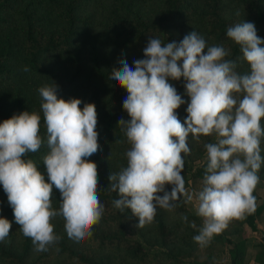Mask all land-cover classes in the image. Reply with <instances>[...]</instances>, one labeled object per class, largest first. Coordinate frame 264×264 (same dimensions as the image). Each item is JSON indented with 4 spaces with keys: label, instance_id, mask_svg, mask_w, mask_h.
<instances>
[{
    "label": "clouds",
    "instance_id": "9594fccd",
    "mask_svg": "<svg viewBox=\"0 0 264 264\" xmlns=\"http://www.w3.org/2000/svg\"><path fill=\"white\" fill-rule=\"evenodd\" d=\"M227 37L239 46L248 71H237V62L226 59L230 49L209 46L192 31L178 43L150 38L145 58L134 61V69L123 59L109 77L127 90L123 108L130 117L118 121L130 148L127 165L109 175L108 188L119 195L112 206L121 214L130 210L138 218L136 227L143 229L155 222L158 209L172 212L178 201L191 204L202 220L193 237L201 249L234 221L255 214L254 192L264 165V39L247 21L228 27ZM170 80L184 81L190 102ZM38 92L49 149L43 165L50 183L25 159L41 149L44 139L41 114L24 111L0 123V185L20 231L36 251L46 252L61 239L50 221L62 217L67 237L79 244L92 237L105 205L99 199L97 165L89 159L99 149L95 105L81 108V99L58 98L54 81ZM185 103L182 123L177 110ZM202 137L213 142L204 143L208 162L202 187L193 192L182 173L185 157L191 155L189 139L199 144ZM166 185H172L170 192ZM53 187L61 194L58 209L53 207ZM182 219L187 222V216ZM11 228L9 220L0 218V243Z\"/></svg>",
    "mask_w": 264,
    "mask_h": 264
},
{
    "label": "trees",
    "instance_id": "16d2710c",
    "mask_svg": "<svg viewBox=\"0 0 264 264\" xmlns=\"http://www.w3.org/2000/svg\"><path fill=\"white\" fill-rule=\"evenodd\" d=\"M243 21L254 23L258 36L264 39V0H0V123L24 111L41 114L44 143L25 159H31L50 183L43 165L49 149L38 89L54 81L58 98L81 99V108L84 103L94 104L99 149L89 159L97 165L99 199L105 205L92 237L79 244L67 237L62 217L50 221L61 239L48 251L39 252L15 223L0 185V218L12 224L9 237L0 243V264H182L183 257H192L199 248L193 237L202 220L182 201L172 212L158 209L155 222L143 229L136 227L138 218L130 210L121 214L112 206L119 195L108 188L109 175L127 165L125 153L130 148L118 121L130 117L123 108L127 90L109 77L113 68L122 67L119 61L123 59L134 69V61L145 58L143 49L150 38L178 43L192 31L202 35L209 46L230 49L226 59L237 62V71L246 72L249 66L242 60L239 46L227 37V28ZM25 67L29 71H23ZM170 83L190 102L180 81ZM186 108L187 103L177 110L182 123ZM201 140L198 144L189 139L191 155L185 157L182 173L186 188L193 180H203L208 162L204 143L213 142V138ZM261 147L264 156V141ZM259 175L264 180V165ZM171 188L166 185L167 191ZM258 188L259 184L254 192L258 203L255 214L231 223L206 247L222 240L231 245L226 264H245L247 241L239 237L244 225L258 231L257 220L264 214ZM53 199V207L58 209L61 194L55 187ZM183 216H187V222ZM193 222L196 228L191 227ZM254 260L264 264V246Z\"/></svg>",
    "mask_w": 264,
    "mask_h": 264
},
{
    "label": "rangeland",
    "instance_id": "374dc122",
    "mask_svg": "<svg viewBox=\"0 0 264 264\" xmlns=\"http://www.w3.org/2000/svg\"><path fill=\"white\" fill-rule=\"evenodd\" d=\"M181 38L183 37H180V41ZM172 41H174V39L170 40L169 42ZM180 84L182 85L183 92L185 93L184 81L181 80ZM198 164L200 165L201 161L198 162ZM201 187H202L201 181L193 180L190 182V186L188 189L190 191L195 192L198 191ZM258 197H259V204H264V180L262 179H260V183H259ZM186 205L189 211L193 215H195V210L193 205L191 204H186ZM257 227H258V231L255 232L251 229L249 225H244L243 232L240 233L239 238L247 241V246H248L246 250L247 257L245 258L246 260L244 261L245 264L249 263L251 259H254L255 255L261 252V247L264 246V214L260 218H258ZM235 236H239V235H235ZM235 236L234 238H236ZM231 247H232L231 245L229 246L223 240L217 241L210 248L201 249L199 247L197 252L192 257L190 258L187 256L183 257L181 259V263L182 264H226L229 262V258H230L229 249Z\"/></svg>",
    "mask_w": 264,
    "mask_h": 264
},
{
    "label": "crops",
    "instance_id": "0c3cea01",
    "mask_svg": "<svg viewBox=\"0 0 264 264\" xmlns=\"http://www.w3.org/2000/svg\"><path fill=\"white\" fill-rule=\"evenodd\" d=\"M247 264H258V263H256L254 259H251V261Z\"/></svg>",
    "mask_w": 264,
    "mask_h": 264
}]
</instances>
